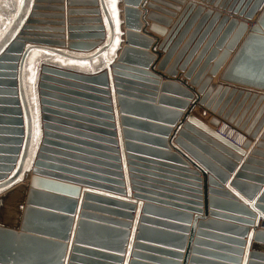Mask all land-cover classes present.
Segmentation results:
<instances>
[{
    "label": "water",
    "instance_id": "1",
    "mask_svg": "<svg viewBox=\"0 0 264 264\" xmlns=\"http://www.w3.org/2000/svg\"><path fill=\"white\" fill-rule=\"evenodd\" d=\"M41 1L62 8L53 4L62 0H19L0 28V264H241L243 247L242 264H264V237L256 236L264 234L256 229L260 220L264 226V160L255 158L260 151L252 148L242 161L264 111V0H199L197 6L191 0L194 15L172 46L176 29L161 27L169 19L155 3L163 1L150 0L147 28L164 35L158 47L165 53L158 57L149 51L153 39L142 27L141 0H116V7L108 0L81 1L91 7L70 9L66 22L64 13H49L64 20L58 26L36 19L37 10L46 7ZM74 12L90 17L72 23L78 20L70 18ZM195 18L197 26L181 41ZM122 25L125 45L112 60ZM94 59L100 63L92 71L70 67V61ZM155 59L156 69L170 77L179 70L187 80L161 82V89L175 97L161 92L157 103L159 76L150 70ZM226 62L220 82L211 83ZM207 68L209 75L203 76ZM114 93L120 144L110 107ZM192 99L208 110L215 129L182 112ZM178 121L170 137V126ZM222 123L246 137L241 147L219 133ZM52 139L113 155L73 153ZM119 161L128 173H122ZM26 171L33 175L25 186ZM123 178L135 192L131 197H120ZM202 181L209 187L210 218L193 231L187 209L201 210ZM76 182L120 194L82 189ZM145 188L184 192L187 199L144 195ZM131 198L146 201L138 217L132 215L137 202ZM252 238L260 243L251 245Z\"/></svg>",
    "mask_w": 264,
    "mask_h": 264
},
{
    "label": "crops",
    "instance_id": "2",
    "mask_svg": "<svg viewBox=\"0 0 264 264\" xmlns=\"http://www.w3.org/2000/svg\"><path fill=\"white\" fill-rule=\"evenodd\" d=\"M68 1L69 0H62V3L58 4V5H61L63 7V10L61 12L60 11H55L54 9L50 10V9H47L46 7L39 8V10H37V11L40 12L41 14H39V16H37L36 19H40L42 22L54 23L53 21H57V19H50V18H55V17H48L49 13H64V15H65L64 20L66 22L67 18H68L67 12H68L69 9L85 10V9H89V7H91V6H89V4H86V2H81V1H85V0H74V1H78V2L70 3V4H69ZM149 1L150 0H141V3L139 4V9L142 12V17H141L142 27H143V29H145V31L147 33L151 34L152 39H153V42H152V44H151V46L149 48V51L155 52L156 53L155 54L156 57H158V56L164 55V53H165L163 50H160L159 47H158L160 40H162L164 36H161V35H158V34H156L154 32H151L147 28V26L150 23H152V22H151V20L147 19L146 14L148 12L153 11L151 8L148 7ZM161 1H163V2H155V3L159 7H161V8L166 10V11H164V14H162V16L168 18L170 22L166 26H162L160 24L161 27H165L166 30H169L172 27H174V25L178 22L179 18L182 15L185 14L184 16H186V18L188 17V19H187L188 21H186V23L183 26H182V24H181V26H180V24L177 26L176 29H179V30H178V32H177V34L175 36L174 41L170 45V46H172L175 43V41L177 40V38L180 36L182 31L184 30L185 26L188 24V22L190 21L192 16L194 15L195 11H191V10L185 11L187 3H189L191 0H182V2H179L177 0H161ZM193 1H195L196 4L200 3L199 0H193ZM18 2H19V0H5V4H2V2L0 0V7H2L5 10V14L4 15H0V28L2 26H4V24L6 23L7 19L9 18V16L13 12V10L16 8ZM38 4L39 5H51L52 3L41 4V2H39ZM109 4L113 5V7H116L117 3H116V0H108V5ZM54 5H56V4H54ZM117 9L122 10V3L118 4V8ZM157 13H159V12H157ZM159 15H161V14H159ZM122 16L123 15L120 13L119 16H118L119 17L118 18V22L122 21ZM88 17H90V15H88V13H86V12L70 13V18L71 19H78V20H73L75 22H72V23H84L86 21V19H88ZM200 18H201V16H200ZM64 20H62V21H64ZM198 21L199 20H197V18H195L193 20L192 24L189 27V30L186 32L184 37H182L181 41L183 40V42H184L186 40V38L189 36V34L197 26ZM248 24H250V22ZM72 25H79V24H72ZM124 31H125L124 26L123 25L119 26V32L121 33V35L118 36V39L116 41V44H115L114 48L110 51V55L113 58L112 60H115V57L119 54L121 48L125 45V42H124ZM52 33H55V32H52ZM181 41L179 43H181ZM179 43H178L177 47L174 50V53H175L174 56L178 53V51L180 49ZM193 59L194 58H192V60ZM156 60L157 59H155V61L152 62L150 70H153L159 76L160 83L156 85V88H155V93L156 94L154 96L155 102L157 103L158 100H159V95L161 94V92H163V94L166 95V96L169 95V96L175 97L174 96L175 94L172 93L171 91H163L161 89V82L166 81V79H172V78H177V79L183 80L185 82H187V80H185L183 78V76H182L183 74L179 70H178V72L176 70V73H177L176 77H170V76H168V74H166L167 72H166L165 69L164 70L156 69ZM228 60H227V62H228ZM64 62L68 63L69 61L64 60ZM227 62L218 71V73L216 75L211 76L212 77L211 83L220 82V80H219L220 74H221L223 68L226 66ZM97 63H100L99 59H94V60L89 61V62L88 61H81V62L70 61V67L71 68H76V69L80 70L81 72H89V71L94 70V67H95V65ZM96 67H97V65H96ZM204 75L205 76L209 75L208 68L204 71L203 76ZM190 89H193L195 91L196 90V86H190ZM109 90H111V89L109 88ZM194 95H195V97H197L196 93ZM233 99H234V97L232 98V100ZM110 101H111L110 102V107L112 109V113L111 114L114 117L113 121H114V124L116 126L114 131L117 134V136L114 139H116V141H118V143H119L122 140V136L120 134V129H121L120 121H118V117L120 116L119 107H118V105H117V103L115 101V93L111 96ZM194 101H195V99L190 100V104L182 112L183 113L189 112L190 115L196 116L197 118L202 120L204 123H206L208 126H210L211 128L215 129L214 126L209 123L210 113L208 112V110H205L203 107L199 106ZM240 101H241V98L238 100L237 105L240 103ZM247 103H248V101H246L243 104L242 109L244 107H246ZM262 104H263V102L258 104L256 109L252 112L251 119H254L256 117V115H257L259 109L261 108ZM254 105H255V102H253V104L251 106H248V108L246 110L247 111L246 116L248 114H250V112H251L252 108L254 107ZM257 118L258 119H257L256 124L254 125V127L257 128V126L261 123V121H262V123L260 124V126L257 129L258 134L256 135V137L255 138H250V140L252 141V144L250 145V147H248L247 149L244 150L245 155L242 158V161L245 159V157L249 156V153H251L250 151L252 150V148L253 149L257 148L258 151H260V153L255 154L254 157L257 158V159H260V160H264V154H262V153H264V145L262 144V145H259L257 147L256 144H255L257 141L258 142L262 141L264 143V137H263V133H264V111L261 112L258 115ZM81 123H83L84 125H92V124H88V123H85V122H81ZM179 123L180 122L178 121L176 125L170 126L171 127L170 128L171 129L170 137H172L174 135V132L179 128L178 127ZM165 126L169 127V124H165ZM117 127H118V129H117ZM80 129H81L80 131H83V133H86V129L85 128H80ZM70 137H75V136H70ZM168 139L170 140V146L172 147V150H174L173 148L176 147V145L174 144V141L171 140L169 137H168ZM52 141L57 143L54 146L61 147L63 149H66L67 151H70V152H73V153H78V154H82V155H94V156H99V157H102L104 155H106V157H108L109 155H113V154H108L107 152L101 151V150H99V149H97V148H95L93 146H89L88 144H78V143H73V142L69 143V142H63V141L56 140V139H52ZM242 143L241 144L236 143V144L239 147H241ZM118 157L121 159V154H118ZM241 162L238 164V166L241 164ZM119 163L122 165V169H124V171H122V173L127 172V170H125L126 168L125 167L123 168V163H121V161H119ZM169 163L172 164V165H175V164H173L171 162H169ZM190 168H193L191 163H190ZM237 169H238V167L236 168L235 171H237ZM74 170L75 169L70 168V171L73 172ZM80 171H83V170H80ZM72 172H70V175H73ZM83 172L93 174V173L87 172V171H83ZM32 175L33 174L30 171H26L23 174V182L21 184H25L26 185L30 181ZM67 176H69V175H67ZM103 177H105V176H103ZM200 177L203 178V176H200ZM72 178L73 177L70 176V179H72ZM81 179H83V178H81ZM121 181H123L126 184V187H124V191L125 192H124V194H122L123 196H120V197H124V198H127L128 196L131 197V195H133L135 192L133 190H130L127 179L123 178V180H121ZM99 183H100V185H108V184H105L103 182H99ZM76 185H79V184H77V182H76ZM86 185L87 184L81 183L79 186L82 189H85V188L89 187V186L87 187ZM101 188H105V186L104 187L102 186ZM101 188L98 189V188L90 187L88 189L96 190V191L103 192L105 194H111V195H119L120 194L117 191H113V189H109L108 188V190H109L108 191V190H104V189H101ZM145 189L146 190H143V191H145V193H147V194H144V195L151 194V196H152L154 194H158V195H162L164 197L175 199L177 201H185L184 199H187L184 196V195H186V194H184V192H177L175 190H167V191H170L168 193V192H165L163 190H158V189H155V190L159 191V192H154L153 188H145ZM171 189H173V188H171ZM208 189H209V187L206 185L205 182L202 181V187L200 188V197H201L200 205H202V206H201V208H199L201 210H197L196 208L187 209V210H189V211H187V213H189L190 217H191V224H190L189 228L192 229L193 231L194 230L196 231V230L199 229L197 227V223L199 221H201V219H209L210 218V216L207 213V211L208 212L210 211V208H209V205H208L207 200H206L207 196H209V194H208L209 190ZM149 190H151V191H149ZM262 190H264V184H261L260 192H262ZM179 191H183V190H179ZM160 193H167V195L166 194L165 195L164 194H160ZM185 193H187V192H185ZM168 195H171V196H168ZM258 195L259 194H257V196ZM152 197H155V196H152ZM131 199H133V198H131ZM133 200H135L137 203L135 205V211L132 213V215L134 217H138V213L137 212H139V209L141 208L142 204L146 203V201L143 200V199H133ZM188 202L193 203L191 201H188ZM192 207H197V206H192ZM212 219H217L219 221H224V220H220L218 218H212ZM194 223H195V225H194ZM262 223H263V221L260 220L259 225L256 228L257 230H259V229L264 230V226L261 225ZM247 228L251 229V228H253V226H247ZM215 233H219V232H215ZM219 234H222V233H219ZM247 234L244 235V237H243V241L245 242V244H246V242L248 240V235ZM253 243H260V242L254 241V238H252L251 239V245H253ZM242 249H243V253L240 256V259H242L241 260V264H242L243 257H244L245 247H243ZM251 252H252V246L249 248L247 253L250 254Z\"/></svg>",
    "mask_w": 264,
    "mask_h": 264
},
{
    "label": "bare ground",
    "instance_id": "3",
    "mask_svg": "<svg viewBox=\"0 0 264 264\" xmlns=\"http://www.w3.org/2000/svg\"><path fill=\"white\" fill-rule=\"evenodd\" d=\"M70 1V0H69ZM178 1V0H177ZM179 2H182V0H180ZM62 2H56V3H53V4H56V5H58V4H61ZM41 4H49V2H47V1H41ZM69 4H70V2H69ZM44 6H46V8L47 9H50V10H53V7L52 6H50V5H44ZM196 6H197V4H196ZM195 9H196V7H188V3H187V6H186V9H185V11H188V10H191V11H195ZM55 11H62L63 10V7L61 8V9H59V8H56V9H54ZM70 10V9H69ZM68 10V11H69ZM57 16H59V14L60 13H55ZM185 15V14H184ZM184 15H182L180 18H179V20H178V22L174 25V27H172L171 29H176L177 28V26L180 24V26H181V24H182V26L186 23V21H188L187 19H188V17L186 18V16H184ZM50 17H52V16H50ZM55 18H57V23H56V25H54L53 23H51V22H49L51 25H54V26H58V25H60L59 23H62V22H60V21H62L61 19H60V17H55ZM170 22V21H169ZM178 30L179 29H176L174 32H173V36L171 37V39H170V42H169V44H168V46H170L171 45V43L174 41V39H175V36H176V34H177V32H178ZM36 32H31L29 35H30V37L31 38H35L36 37V34H35ZM56 33V32H55ZM162 36H164V35H162ZM164 38V37H163ZM59 41H61V39H59ZM63 41V40H62ZM242 109V108H241ZM218 131H219V133H221L222 135H224L226 138H228V139H231V141H234L235 143H238V144H241L244 140H245V136H243V135H238V132L236 131V130H233L231 127H228V126H225L224 124H222V126L218 129ZM31 173H32V171H30ZM33 174V173H32ZM31 180V179H30ZM23 185H25V184H23ZM27 185V184H26ZM25 185V186H26Z\"/></svg>",
    "mask_w": 264,
    "mask_h": 264
},
{
    "label": "rangeland",
    "instance_id": "4",
    "mask_svg": "<svg viewBox=\"0 0 264 264\" xmlns=\"http://www.w3.org/2000/svg\"><path fill=\"white\" fill-rule=\"evenodd\" d=\"M2 4H5V0H1ZM5 14V10L0 7V15H4Z\"/></svg>",
    "mask_w": 264,
    "mask_h": 264
},
{
    "label": "snow or ice",
    "instance_id": "5",
    "mask_svg": "<svg viewBox=\"0 0 264 264\" xmlns=\"http://www.w3.org/2000/svg\"><path fill=\"white\" fill-rule=\"evenodd\" d=\"M256 236H257L258 238H260V237H264V234L257 233Z\"/></svg>",
    "mask_w": 264,
    "mask_h": 264
},
{
    "label": "built area",
    "instance_id": "6",
    "mask_svg": "<svg viewBox=\"0 0 264 264\" xmlns=\"http://www.w3.org/2000/svg\"><path fill=\"white\" fill-rule=\"evenodd\" d=\"M222 124H224L225 126H228V127H230L228 124H225V123H222ZM238 135H242V134H240L239 132H238ZM231 140V139H230ZM234 142V141H233Z\"/></svg>",
    "mask_w": 264,
    "mask_h": 264
}]
</instances>
